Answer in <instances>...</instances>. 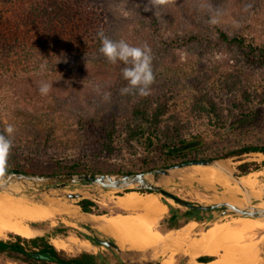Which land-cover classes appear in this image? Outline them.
Masks as SVG:
<instances>
[{
  "label": "trees",
  "instance_id": "1",
  "mask_svg": "<svg viewBox=\"0 0 264 264\" xmlns=\"http://www.w3.org/2000/svg\"><path fill=\"white\" fill-rule=\"evenodd\" d=\"M128 1L133 15L129 14L122 20L110 0H0V121L32 123L36 119L41 120L39 118L52 122L61 119L67 109L66 98L53 87L47 96H42L39 84L50 83L52 79L61 85L76 84L91 75L89 71L102 66H109L115 72L116 64L121 61L112 64L100 53L101 41L97 33L102 30L109 38L121 40V27L125 25L130 26L137 37L142 36L144 44L151 47L156 80L148 95L131 94L133 100L120 127L115 116L100 127L98 145L102 153L114 154L116 144L122 141L128 144L135 142L149 150H160L163 155L161 166L199 159L189 155L204 143L202 133L187 136L189 124H184L183 116L175 112L177 98L183 93H188L191 98V113L198 112L214 123L213 134H223L231 129L228 122L234 109L226 116L224 94L231 97L235 109H242L243 103L250 106L264 104L261 91L250 88L247 77H244L245 69L237 66L242 59L246 69L259 70L264 74V37L230 34L217 24L203 28L199 22L193 30L166 35L168 31L163 29L169 22L162 6L145 11L148 0ZM190 45L194 46L196 53L190 52L188 62L196 61L191 77L181 84L172 75L176 70L173 51ZM218 48L234 52L228 59V63H233V69L222 73L214 71L213 65H216L211 64V54ZM91 63L95 67L89 68ZM41 64L45 65L43 70ZM127 84L122 76L116 88L120 90ZM172 119L174 125H170ZM250 152L264 153V146H241L224 152L220 157ZM14 157L11 150L8 159L10 171L44 174L124 172L93 170L79 162L66 165L58 162L51 171L37 172L21 168ZM259 167L255 162H244L238 169L242 174H248ZM162 201L168 206L169 215L161 221L160 231L179 229L191 220L212 222L215 221L214 213L219 212L182 210L166 198ZM78 204L89 213H93L97 205L90 198H83ZM32 225L38 226L37 223ZM12 235L15 239L0 238V254L14 261L31 264H127L115 252L83 251L69 256L58 251L45 236L27 239ZM84 236L94 245H101L97 238ZM212 259L211 256L198 258L201 262Z\"/></svg>",
  "mask_w": 264,
  "mask_h": 264
},
{
  "label": "rangeland",
  "instance_id": "2",
  "mask_svg": "<svg viewBox=\"0 0 264 264\" xmlns=\"http://www.w3.org/2000/svg\"><path fill=\"white\" fill-rule=\"evenodd\" d=\"M110 1L122 20L128 17L129 14L133 15L130 9V1ZM162 7L164 8V13L168 16L170 24H166L163 29L164 31H168L166 35L173 36V33L193 30L197 28L196 23L199 22L203 28L217 24L230 34L241 33L254 36L255 38L264 37V0H174L173 3ZM121 28L120 35L123 40L135 46L144 44L142 36L137 37L134 35L130 26L125 25V27L122 26ZM173 52V62L176 70L172 75L176 81H180L183 84L187 78L191 77L190 73L196 61L194 59L192 62H188V56L190 52L196 53V51L194 46L190 45L188 47L177 48ZM232 54L234 52H230L229 49L218 48L214 50L211 54V64L219 67L217 68L213 65L214 71L222 73L224 70L233 69V63H228V59ZM238 55L241 54L238 53ZM237 66L245 69L244 77H247L250 88H257L263 94L262 98H264V74L259 70L249 71V69H246L242 59H240ZM88 67L93 68L95 65L91 63ZM108 67L102 66L96 68L95 71H89L91 75L88 74V76L79 80L76 84L61 85L59 81L50 80L53 88L59 91L67 100V109L62 113L61 119L58 121L52 122L45 118H39L41 120L36 119L32 123L9 120L0 121V130L4 129L8 124H12L15 127L14 147L12 150L15 156L14 160L21 168L37 172H47L51 171L58 162L64 165L79 162L93 170L124 171L123 173H108L124 174L127 171L135 173L162 167L160 164L162 163L163 155L160 150L145 149L144 146L135 142L129 144L122 141L118 142L116 144V151L112 155L100 151L98 145L101 132L100 127L111 122L113 116L117 119L116 123L120 127L121 123L126 119V110H128L133 100V96L121 95L120 90L116 88L122 77V69L125 65L121 62L117 63L115 72H112V69ZM214 78H217V76ZM223 96L225 98L223 107L225 108L226 116L234 109L233 116L228 122V126L231 129H228V132L226 131L223 134H213L212 130L215 128V125L212 121H209L198 112H190L191 98L188 93L178 96L177 110L175 112L183 116L182 122L184 124H189L190 129L187 131V136L202 133L201 137L204 142L196 152L189 156H197L199 159L216 158L227 161L230 169H233L239 176L245 175L238 169L240 164L244 162L259 164V169H252L250 173L256 175L257 182L254 190L259 191L256 196L264 198V153L250 152L228 158L220 157L224 152L237 147L252 144L264 146V104L250 106L243 103L242 109H235L233 102L230 101L231 97L225 94ZM81 117L84 119L80 120ZM170 125H174L173 119L170 121ZM198 169L195 165L184 168L178 176L168 179L163 187L179 197L190 201L203 203L223 201L224 186L219 183L208 184L202 181ZM232 185L235 186L234 184ZM239 191L237 190L238 196L243 198L242 192L240 191L239 193ZM123 192L101 190L91 186L75 184L66 189L58 188L50 190V192L42 193L40 196L42 199L46 196L62 198L63 200L77 203L78 206V202L81 199L90 198L101 202V205L96 203L97 205L94 208V212L101 213L113 205L116 195H120ZM67 193L82 194V196L69 198L64 196ZM155 195L159 199L161 198V200L165 198L160 193ZM167 201L185 210V207L180 206L173 200L167 199ZM214 216L215 221L205 222L203 225H198V227L203 228L214 223L234 221L240 217L236 215H222L220 211L214 213ZM81 223L83 222L70 218L66 214L58 215L54 219L53 224L48 221L37 222L39 226L45 229L42 235L39 236H45L50 244H52V239L57 236L65 237L72 235L85 240L86 238L82 234L90 233L83 227H80ZM160 227L159 225L158 228ZM251 233L254 239L260 238L258 240L261 253L264 256V230L257 228ZM12 234L15 233H8L3 239H15ZM181 236L180 234L176 238L181 239ZM185 236L187 237L188 235ZM76 247L70 244V250L56 249L65 252L69 256L85 251L84 249L79 250ZM171 253L137 252L132 257L126 258L125 262L127 264H160ZM179 253L175 252L173 264H185L184 257L176 261ZM190 261H188V264ZM0 264L31 263L14 261L0 254Z\"/></svg>",
  "mask_w": 264,
  "mask_h": 264
},
{
  "label": "bare ground",
  "instance_id": "3",
  "mask_svg": "<svg viewBox=\"0 0 264 264\" xmlns=\"http://www.w3.org/2000/svg\"><path fill=\"white\" fill-rule=\"evenodd\" d=\"M220 163L224 167L230 168L227 161H221ZM195 166L199 168L198 172L201 175L202 181L208 184L219 183L224 186V200L238 205L244 204L243 198L238 196L237 190L239 191V189L233 186L221 171L209 166ZM242 180L255 195H258L259 191L254 190L257 182L255 174H245L242 176ZM139 200L136 191H128L117 202L120 206L126 208H144L150 214L149 217L141 215H116L108 217L95 212H84L77 203L63 200L62 198L46 196L41 202H38L26 197L0 192V238H5L8 233H15L27 239L35 238L42 235L45 229L33 228L31 227L32 223L48 221L53 224L54 219L58 215L66 214L70 218H75L80 222H92L99 227L104 226L103 222L105 221L107 222L106 227L117 233L122 244L129 242L133 247L146 248L157 244L165 236L156 229L155 222L166 214L167 205L160 201L159 197L154 193H148L147 198ZM257 228L264 230V221L249 217H239L234 221L222 222L220 224L214 223L213 228L204 235V240L201 241L199 238L200 243H212L210 247L208 246L207 250L205 249L208 251L207 253L218 254L219 248L223 247V241H228L231 245L226 247L225 252L221 254L220 258L208 263H202L197 259V254L203 252H190L191 261L189 264H263L264 256L261 253L258 241L260 238L254 239L251 233ZM102 229L100 228V230ZM195 229L196 221L192 220L178 231L177 237L181 234V238H185V235H189ZM245 233H248V242L240 244L243 239H246ZM162 242L164 241L162 240ZM52 244L60 250H70V244L77 246L79 250H91L94 247V244L92 245L88 241L72 235L65 237L57 236L52 239ZM174 254L175 252H172L160 264H173Z\"/></svg>",
  "mask_w": 264,
  "mask_h": 264
},
{
  "label": "water",
  "instance_id": "4",
  "mask_svg": "<svg viewBox=\"0 0 264 264\" xmlns=\"http://www.w3.org/2000/svg\"><path fill=\"white\" fill-rule=\"evenodd\" d=\"M221 159H196L178 162L169 166H162L155 169L140 171L135 173L108 174V173H69V174H39L32 172L10 171L5 177H0V192L9 193L15 196H22L34 201L41 202L42 193H48L53 189H66L72 185L91 186L101 190H149L162 194L166 199H171L186 209L195 210H219L222 215H236L240 217L254 218L264 221V198L256 196L250 187L242 180V176L230 168L224 167ZM202 165L213 167L234 184L243 194V205H238L230 201H219L213 203H203L190 201L179 197L173 192L165 189L163 185L168 179L174 178L188 166ZM63 196V194H62ZM64 196L69 198L81 197L82 194L67 193ZM33 228H43L34 226ZM92 236L94 233L87 227L80 225ZM101 243L113 250L124 261L132 257L137 252H126L113 239H101Z\"/></svg>",
  "mask_w": 264,
  "mask_h": 264
},
{
  "label": "clouds",
  "instance_id": "5",
  "mask_svg": "<svg viewBox=\"0 0 264 264\" xmlns=\"http://www.w3.org/2000/svg\"><path fill=\"white\" fill-rule=\"evenodd\" d=\"M173 2L174 0H148V4L145 5V11L151 10L153 7L158 9ZM97 35L101 41L100 53L112 64L121 61L125 65L122 69V76L128 84L120 89L121 95L137 93L141 96L148 95L150 87L156 80L151 47L146 43L141 46H135L123 39L113 40L102 30ZM44 68L45 65L41 64V69L43 70ZM52 87V83L41 82L39 84V92L42 96H47L51 92ZM15 131V127L12 124H8L0 131V177H5L8 174V159L14 147Z\"/></svg>",
  "mask_w": 264,
  "mask_h": 264
},
{
  "label": "crops",
  "instance_id": "6",
  "mask_svg": "<svg viewBox=\"0 0 264 264\" xmlns=\"http://www.w3.org/2000/svg\"><path fill=\"white\" fill-rule=\"evenodd\" d=\"M133 191H136L138 193V199H140L139 201L144 200L145 198H147L148 197V193H150V192H141V191H137V190H133ZM125 192H128V191H125ZM125 192H123L120 195H116V198L113 200V205L110 208H107L106 211L98 213V214H102V215H105V216H108V217L109 216H116V215H129V216H135V215L136 216H140L141 215V216H144V217H149L150 214L144 208L131 209V208L122 207V206H120L118 204L117 201L119 200L120 197H122V195L125 194ZM151 193L157 194L156 192H151ZM94 201L98 205H101V202H99L97 200H94ZM160 201H162L161 198H160ZM136 213H138V214H136ZM168 215H169V208L167 206L166 214L155 222V227H156V229L158 231H160V230L157 227L160 225V223H161V221L163 219L168 217ZM85 223L88 224L93 229L97 230V232H99L101 235L105 236L104 238L113 239L126 252H180L177 257H179V258L184 257L185 264H188V261L191 260L190 252H203V253L197 254L198 255L197 259L199 257L211 256V257H213V259L210 260V261H213L214 259L220 258L221 254L223 252H225L226 247L231 245V243H228V241H223V247L219 248V250L217 251V252H219L218 254L207 253L208 251H206V250H207L208 246L210 247L212 245V243L208 244V243H205V242H202V243H200V242L204 240V235L206 233H208L213 228V224L210 225V226L203 227V228L198 227V225H203L205 222H197L196 221V229L194 231H192L191 233H189V235L187 237L181 238V239L180 238H176L177 237V233L187 223L184 226H182L181 228H179V229H171V230H166V231H160L163 235H165L162 240L164 242H166V243H164V242H162V240H160L157 243L158 245L155 244L153 246H149V247H146V248H135L129 242H126V243L122 244L121 241H120V238L117 235V233L114 232L112 229L106 227L107 226V222H105V221L103 222L104 226H102V227L96 226L92 222H85ZM223 223H225V222H223ZM100 228L101 229L103 228V229L100 230ZM108 229H110V230H108ZM247 236H248V233H245V238L246 239H243L240 242V244H244V243L248 242ZM199 238L201 239L200 242H199V240H200ZM85 240L93 245V243L89 239L86 238ZM259 247H260V243H259ZM85 251L92 252V253L114 252L111 249H106V248H104L102 246H96V245H94L93 249L85 250ZM186 259H187V261H186ZM176 261H177V259H176ZM210 261H205V262H202V263H208ZM263 264H264V262H263Z\"/></svg>",
  "mask_w": 264,
  "mask_h": 264
},
{
  "label": "flooded vegetation",
  "instance_id": "7",
  "mask_svg": "<svg viewBox=\"0 0 264 264\" xmlns=\"http://www.w3.org/2000/svg\"><path fill=\"white\" fill-rule=\"evenodd\" d=\"M81 225H85L84 227H87L90 231H92L93 233H94V236H92L91 234H87V235H90V236H92V237H94V238H97L99 241H100V243H101V239H104V237L105 236H103V235H101L99 232H97V230H95V229H93L92 227H90L88 224H86V223H81ZM92 228V229H91ZM83 236L84 235H86V234H82ZM85 237V236H84ZM86 238V237H85ZM96 246H102V247H104V248H106V249H109L107 246H105V245H103L102 243H101V245H96Z\"/></svg>",
  "mask_w": 264,
  "mask_h": 264
}]
</instances>
